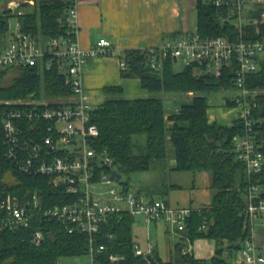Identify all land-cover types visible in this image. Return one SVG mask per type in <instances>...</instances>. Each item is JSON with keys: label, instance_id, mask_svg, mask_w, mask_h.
I'll list each match as a JSON object with an SVG mask.
<instances>
[{"label": "trees", "instance_id": "1", "mask_svg": "<svg viewBox=\"0 0 264 264\" xmlns=\"http://www.w3.org/2000/svg\"><path fill=\"white\" fill-rule=\"evenodd\" d=\"M22 14L17 16L7 10L0 11V44H3L9 32V19L16 18L20 32L30 34L38 40L46 41L58 38L68 27L66 0H39L34 6L20 5ZM196 27L202 37H225L236 41L237 31L232 23L220 22V16H227L226 8H215L196 0ZM264 4H255L248 12V21L244 22L242 39L246 42L264 37V22L261 15ZM258 20L252 25L251 20ZM174 38V37H173ZM150 51L127 50L121 56L126 65L121 70L124 77H136L140 85L150 94L143 99H125L119 86L104 89L106 99L96 106L90 114V124L98 129V137L93 145L100 153L112 160V168L122 176L152 171L157 164L165 166L170 157L175 164L170 171L196 174L205 171L211 178V203L205 208L191 210L185 220L181 239L172 248L170 260L163 262L148 254L155 264H232L226 259L239 249L243 239L249 236V227L242 214L245 207V192L248 184L244 165L233 152V138L241 134L242 126L238 119L230 125L209 124L207 121V99L204 93L213 89H233L231 74L225 69L219 79L200 75L196 65L174 70V61L167 59L159 70L148 64ZM259 69L247 77L248 90L264 91V56L257 58ZM12 71L10 83L3 85V77ZM189 94L192 99L180 104L177 109L168 110L165 99L159 94ZM44 96L49 105L52 99H64L71 95L64 77L56 71L36 73L34 68H16L0 70V99L29 100ZM154 95V96H151ZM50 100V101H49ZM257 107L253 112L255 130L261 151L264 155V95L256 99ZM228 106L233 104L226 100ZM5 107L0 105V199L6 195L17 197L22 205L30 201L33 194L41 198L42 208H52L73 201L62 189L52 185L46 176L28 175L20 172L5 157L2 119ZM171 124L168 126L166 122ZM25 134L32 138L44 137L41 129L33 124H22ZM172 154H168L167 145ZM108 173L105 168L96 171ZM125 190L127 184L119 181ZM253 182L264 187V166ZM178 186H172L175 188ZM31 219L28 227L17 230L0 231V264H57L60 258L88 256L87 235L74 231L69 234L67 224L44 217L41 211L31 207ZM134 218L126 213L113 214L106 223H101L96 235V247L105 248L93 256L98 264H149L146 256L134 253L135 241L132 228ZM207 230H200L202 224ZM40 232L42 240L36 244L33 236ZM110 236V237H109ZM186 238L210 239L215 243L211 259H197L191 254H183ZM110 256L118 260L111 262Z\"/></svg>", "mask_w": 264, "mask_h": 264}, {"label": "built area", "instance_id": "2", "mask_svg": "<svg viewBox=\"0 0 264 264\" xmlns=\"http://www.w3.org/2000/svg\"><path fill=\"white\" fill-rule=\"evenodd\" d=\"M67 28L58 38L41 41L30 34L9 30L7 38L0 44V70L16 68H34L36 73L56 71L64 77L71 95L65 100L51 101L15 100L0 102L5 107L2 119L5 157L16 168L28 175L46 176L55 187L62 189L73 201L52 208H42L41 198L33 194L31 200L22 205L17 197L6 195L0 199V231L17 230L28 227L31 209L39 210L44 217L57 219L67 224L69 234L77 231L87 235L88 257L90 264H98L93 256L104 251L103 245L96 247L97 232L101 223H106L113 214L126 213L131 217L142 215L149 223L162 218L168 222V229L181 239L185 220L192 209H172L167 207L161 196L147 198L132 193L122 187H114L112 160L95 149L94 141L98 129L90 124V114L94 110L86 97L82 77V68L88 58L116 55L114 46L106 39H100L93 47L83 48L78 40V6L80 0H66ZM215 8H226L227 16H220V22L233 21L238 39L229 41L225 37H202L198 33L184 37L167 38L150 51L148 64L159 70L162 63L171 59L175 64L181 62L184 67L196 65L200 75L219 79L225 69L231 74L233 89L239 96L229 100L237 107V119L242 126L241 134L233 138V152L246 171L248 184L245 192V207L242 214L249 227V236L243 239L238 250L230 255L232 264H264V257L259 253L253 240L256 222L264 226V187L253 182L260 175L264 166V155L255 130L253 112L257 107L256 98L251 97L246 87L247 77L259 69L257 58L264 56V37L246 42L244 32V12L250 10L248 0H205ZM6 10L11 14H22L19 4L10 3ZM231 19V20H229ZM258 20H251L257 24ZM264 22V13L261 15ZM126 65L120 62V69ZM192 94V93H190ZM189 94V95H190ZM33 124L41 129L45 136L39 138L25 134L22 124ZM105 168L108 173L96 171ZM120 181V180H119ZM118 181V182H119ZM108 186L107 191L97 188ZM126 207V208H125ZM125 208V209H124ZM200 230H207L202 224ZM110 237V236H109ZM42 240L40 232L35 233L33 242ZM183 254H191V242L186 238ZM134 253L145 257L135 244ZM192 255V254H191ZM115 262L117 257L110 256Z\"/></svg>", "mask_w": 264, "mask_h": 264}, {"label": "crops", "instance_id": "3", "mask_svg": "<svg viewBox=\"0 0 264 264\" xmlns=\"http://www.w3.org/2000/svg\"><path fill=\"white\" fill-rule=\"evenodd\" d=\"M248 1L251 8L255 4H264L262 0ZM34 2V0H10L6 4H27L32 7ZM195 3L196 0H80L77 15L80 45L88 49L93 47L98 40L106 39L116 50V55L96 56L86 60L82 68V77L88 102L94 107L103 104L106 99L104 89L110 86H119L122 89L121 95L125 99L147 98L149 92L141 87L138 78L122 75L119 70L120 62L123 61L121 55L127 50L149 51L167 38L188 37L197 33ZM3 10H6V7L0 8V11ZM248 12L249 10L243 14L244 22L249 19ZM190 100L182 101L179 105L188 103ZM225 105L231 109L220 119L214 113L209 114L207 103L206 114L209 124L217 123L226 126L237 119L236 111L232 106L227 105L226 99ZM165 107L168 110L167 113L170 114L171 110L177 109L178 105L166 99ZM167 116L165 115V118ZM165 124L169 126L171 123L167 121ZM174 164V160L170 158L165 166L156 165L167 174L169 179L167 184L162 185L161 190L151 188L148 193H143L141 190H136L134 193L147 198L161 196L165 199L167 207L172 209L198 210L209 206L212 196L210 174L205 171L196 174L170 171ZM147 173L149 172H144V174ZM172 186H178V188H171ZM158 225L155 221L156 233L159 232ZM252 232L255 246L262 255L264 226L259 222L258 225L255 224ZM164 233L166 243L162 244L161 250H159L161 245H158L157 240L151 239L153 241H148L146 250L142 252L151 253L163 262L170 260L177 238L170 232L168 225L164 227ZM155 236L158 238V235ZM135 244L140 248L139 243L135 242ZM191 254L196 258L193 251ZM225 256L228 258H226L227 261L232 262L229 254L226 253ZM197 259L209 260L211 258L199 257Z\"/></svg>", "mask_w": 264, "mask_h": 264}, {"label": "rangeland", "instance_id": "4", "mask_svg": "<svg viewBox=\"0 0 264 264\" xmlns=\"http://www.w3.org/2000/svg\"><path fill=\"white\" fill-rule=\"evenodd\" d=\"M7 1H10V0H0V8L7 7V4H6ZM34 1H39V0H34ZM262 1L264 2V0ZM16 26H17L16 19L10 18L9 19V30L11 32H14L16 30ZM183 68L184 66L181 62H179L178 64H174L175 71H181ZM14 75L15 74H13L12 71L8 72V74H6L3 77V81H2L3 85L9 84L10 80L13 78ZM238 92L239 91L236 89H232L231 91V90H225L221 88V89H213L209 92L204 93V96L206 97L207 103L209 106L207 107L209 114L212 115V113H214V115H216L217 118H220V119L223 118L226 115L227 111L231 109L225 105V99L231 100L235 98L236 96H239L240 93ZM249 94L251 97L257 98L260 94L264 95V91L260 90L259 92L258 90H253V91L249 90ZM148 96H150V94ZM151 96H154V95H151ZM156 96L160 98L163 97L165 100L166 99L171 100L172 103L175 104L176 106L177 105L179 106L180 102L190 100L193 97V95L191 96L188 94L183 95V94H163V93L156 95ZM37 99L38 101H43V100L48 101L43 95L38 97ZM15 100H19V99H13L9 101H15ZM6 101L8 100L0 99V102H6ZM51 101H54V99H52ZM232 108L234 111H237L236 109H238L237 107H232ZM167 115L169 116L170 114L166 113V116ZM167 149H168V154H172V149L169 144L167 145ZM121 181L127 184L126 185L127 188L132 193L136 190H141L143 191V193H148V191L151 188H159L161 190L162 185L167 184L169 179L166 173H164L160 168L155 166V168L152 171H149V173L147 174L133 173L131 175H127L124 177L122 176ZM114 182H115L114 187L117 190H120L122 187H124L120 182L118 181H114ZM97 188H99L101 191H107L108 186L99 185ZM156 222L159 224L158 225L159 232L157 233L154 230L155 228L154 222L153 223L151 222V224H148L143 216H140V215L135 216V219L133 222L134 225L132 228V234H133L132 237L135 242L140 244L141 250H146V247L148 246V241L152 242L153 240L154 241L157 240L158 245H161L159 250L162 249V244L164 245V243H166L165 236H163V234H165L164 227L167 226L168 222H166L163 218ZM256 224L258 225L259 222ZM155 235H158V238ZM192 244L189 246V248L192 249L191 251H193L196 258L205 257L209 259L213 256L214 251H215V243L213 240L203 239V238L196 239L195 241H193ZM262 256L264 257V248L262 250ZM57 264H90V261H89L88 256L64 257V258H60Z\"/></svg>", "mask_w": 264, "mask_h": 264}, {"label": "water", "instance_id": "5", "mask_svg": "<svg viewBox=\"0 0 264 264\" xmlns=\"http://www.w3.org/2000/svg\"><path fill=\"white\" fill-rule=\"evenodd\" d=\"M112 177L116 179V181L121 180V175L117 174L116 172H112ZM146 260L149 264H155V261L152 259V257L150 255H146Z\"/></svg>", "mask_w": 264, "mask_h": 264}]
</instances>
